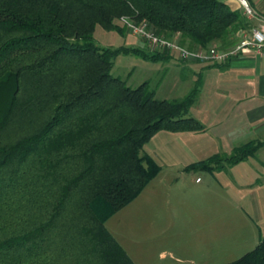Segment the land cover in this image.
I'll list each match as a JSON object with an SVG mask.
<instances>
[{"label": "trees", "instance_id": "trees-1", "mask_svg": "<svg viewBox=\"0 0 264 264\" xmlns=\"http://www.w3.org/2000/svg\"><path fill=\"white\" fill-rule=\"evenodd\" d=\"M145 21L190 48L233 46L246 18L224 0H0V264H137L105 222L162 169L145 150L160 129L199 130L188 113L202 74L180 97L113 72L119 54L168 61V48L104 45L98 26L124 34ZM214 64H219L218 62ZM250 140L185 169L255 154ZM218 264H264V235Z\"/></svg>", "mask_w": 264, "mask_h": 264}, {"label": "crops", "instance_id": "crops-1", "mask_svg": "<svg viewBox=\"0 0 264 264\" xmlns=\"http://www.w3.org/2000/svg\"><path fill=\"white\" fill-rule=\"evenodd\" d=\"M224 1L245 16L246 24L241 28L258 22V18L244 13L239 0ZM250 2L264 17V0ZM101 33L106 41L119 36L126 41L119 32ZM236 37L237 43L241 34L237 32ZM215 62L189 66L194 76L192 86L199 73L202 84L188 113L201 120L204 128L160 129L150 138L145 150L162 169L138 195L167 186L177 188L181 200L195 199L183 202L184 210L196 221L192 250L186 251L182 245L183 259L193 264L234 260L254 248L264 235V144L255 154L221 168L185 169L192 162L229 153L250 140L264 142V52L247 46L225 62H218L221 65ZM199 171H204V177L196 176ZM219 256L226 259L218 260Z\"/></svg>", "mask_w": 264, "mask_h": 264}, {"label": "rangeland", "instance_id": "rangeland-1", "mask_svg": "<svg viewBox=\"0 0 264 264\" xmlns=\"http://www.w3.org/2000/svg\"><path fill=\"white\" fill-rule=\"evenodd\" d=\"M116 20L124 23L122 17ZM100 31L113 34L118 32L98 26L97 41L104 45L116 46L127 41L130 42L128 44L158 49L130 28L121 34L126 37L125 42L120 36L114 37L115 39L110 37V40L106 41ZM234 38H237L236 35ZM213 45L218 46V44L211 46ZM195 62L213 61L208 58H180L176 55L168 61L151 62L134 54L122 53L116 57L113 72L133 86L148 80L158 97H180L186 94L193 84L194 76L189 69L192 67L189 66ZM196 176L204 177V171L197 172ZM168 188L160 186L157 192L143 193L140 197H135L105 222L137 264H193L183 259L185 250L182 249V245L187 247L186 251L192 250L196 242L194 232L196 221L193 215L184 210L183 202H193L195 199L185 197L181 200L180 194L176 193L177 188ZM222 257L219 256L217 259H226ZM231 259L234 258L231 256Z\"/></svg>", "mask_w": 264, "mask_h": 264}, {"label": "built area", "instance_id": "built-area-1", "mask_svg": "<svg viewBox=\"0 0 264 264\" xmlns=\"http://www.w3.org/2000/svg\"><path fill=\"white\" fill-rule=\"evenodd\" d=\"M244 13L250 18H258V22L250 28H240L241 40L229 48H221L219 45L208 48L195 46L188 47L180 41V32L174 37H167L157 33L147 25V22H136L123 18L129 28L137 35L143 36L149 44L158 49L168 48L180 58H208L217 62H225L232 54H237L247 46L253 47L256 52H264V17L253 7L250 0H239Z\"/></svg>", "mask_w": 264, "mask_h": 264}]
</instances>
